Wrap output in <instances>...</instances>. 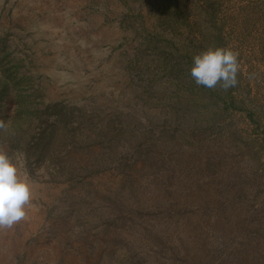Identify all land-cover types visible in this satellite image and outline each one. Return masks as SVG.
Instances as JSON below:
<instances>
[{"label": "rangeland", "instance_id": "1", "mask_svg": "<svg viewBox=\"0 0 264 264\" xmlns=\"http://www.w3.org/2000/svg\"><path fill=\"white\" fill-rule=\"evenodd\" d=\"M179 2L189 21L157 33L163 0H0V120L8 125L0 149L19 158L32 185L27 218L0 232V264L189 260L179 239L191 247L201 215L184 225L194 210L164 193L186 180L200 185L186 186L187 195L210 190L222 178L206 170L219 160L213 136L262 137L264 0H214L222 43L239 53V88L259 107L255 119L245 111L223 119L214 99L173 71L187 45L179 40L198 44L189 24L203 0ZM214 118L222 120L211 127ZM253 163L264 173V150Z\"/></svg>", "mask_w": 264, "mask_h": 264}, {"label": "trees", "instance_id": "2", "mask_svg": "<svg viewBox=\"0 0 264 264\" xmlns=\"http://www.w3.org/2000/svg\"><path fill=\"white\" fill-rule=\"evenodd\" d=\"M179 1L163 0L165 8L158 11L155 16L156 23L161 26L156 31L157 33H169V31L173 33L176 25L181 24L184 19L189 21V18L185 16L186 8L184 12ZM197 7L198 14L193 22L190 20L189 28H199L197 38L195 37L198 44H194V39L189 37L190 40L188 38L184 41L179 40L180 43L185 42L187 45L179 46L180 57L183 61L173 64V71L179 70L183 78L182 82L189 80L191 89L195 91L192 92L203 93L211 100L214 99L211 102L216 105V113L223 115L227 111L232 113L245 111L253 119L255 115L259 117V107L253 100L244 96L239 83L225 91L219 85L215 89L197 86L192 79L190 70L195 55L208 48L225 47L222 43V25L218 23V7L214 0H203L202 3H198ZM169 52L172 54L171 48ZM2 84V89H4L8 82L3 80ZM202 106L208 107L205 103ZM18 115H22L20 109H17L15 119H21ZM225 117L223 115V119ZM211 120L214 122L210 125L212 127L217 125V122L220 123L222 118ZM213 137L216 141L214 146L219 150L215 157L219 160L212 157L208 159V168L210 166L211 168L206 170L216 173L218 169H221L222 178L215 181L214 187L210 190H197L187 195V192H184L186 186L193 188L200 185L195 181L186 180L182 181L181 187H176L175 191L169 190L164 193V198L169 202L172 200L174 203L181 200L188 210H194L187 217L180 218L184 225L191 223L194 213L201 215L199 223L194 224L192 228L191 247L189 248L184 240L179 239L181 247H187L184 252L189 259L182 260L180 264H264V173L259 174L253 163L260 151L264 150V133L259 139L242 134L239 136L227 134L228 139L220 134ZM235 157L239 159H234ZM206 176L210 177V175ZM213 181L214 178L211 182ZM202 206H212L213 214H207L209 212L207 208L203 213L199 210ZM170 209L171 214L178 215L177 210ZM195 227H198V230H195Z\"/></svg>", "mask_w": 264, "mask_h": 264}, {"label": "clouds", "instance_id": "3", "mask_svg": "<svg viewBox=\"0 0 264 264\" xmlns=\"http://www.w3.org/2000/svg\"><path fill=\"white\" fill-rule=\"evenodd\" d=\"M239 53L231 48L216 47L193 58L190 75L197 86L215 89L218 85L227 91L237 86L240 71ZM0 130L8 125L0 120ZM32 205V185L20 175V161L0 149V232L12 229L27 218Z\"/></svg>", "mask_w": 264, "mask_h": 264}]
</instances>
